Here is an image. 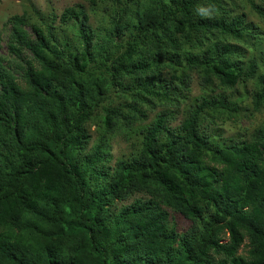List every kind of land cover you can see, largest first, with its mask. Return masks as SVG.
Masks as SVG:
<instances>
[{
  "label": "trees",
  "instance_id": "trees-1",
  "mask_svg": "<svg viewBox=\"0 0 264 264\" xmlns=\"http://www.w3.org/2000/svg\"><path fill=\"white\" fill-rule=\"evenodd\" d=\"M87 1L0 38V264H264V0Z\"/></svg>",
  "mask_w": 264,
  "mask_h": 264
},
{
  "label": "rangeland",
  "instance_id": "rangeland-1",
  "mask_svg": "<svg viewBox=\"0 0 264 264\" xmlns=\"http://www.w3.org/2000/svg\"><path fill=\"white\" fill-rule=\"evenodd\" d=\"M76 4H83L90 10V4L87 0H4L0 2V38L2 39V49L3 54L6 52V23L7 21L15 16L22 15L25 11L30 10L32 7L39 10L42 14L47 16H57L60 17L66 8L73 7ZM191 98L200 94V81L197 74L191 76L190 91L187 93ZM245 106L250 107V103L246 102ZM155 115V114H154ZM154 115H151V119ZM180 118L177 122L173 123L178 125ZM264 120V113L251 112L241 115L240 117H234L229 119L223 125L226 130L223 133L224 137H233L238 132L247 129V135L252 134L254 127ZM91 132L93 136H96V126L91 127ZM219 137V136H218ZM216 137V138H218ZM131 149V142H127L124 137L118 136L111 141V164H113L118 157ZM131 201L126 202L129 204ZM121 206V205H119ZM173 223L176 226L178 232L183 233L190 227V221L187 220L183 215L176 213L172 210L169 211ZM246 248L241 249L240 254L246 253Z\"/></svg>",
  "mask_w": 264,
  "mask_h": 264
},
{
  "label": "clouds",
  "instance_id": "clouds-1",
  "mask_svg": "<svg viewBox=\"0 0 264 264\" xmlns=\"http://www.w3.org/2000/svg\"><path fill=\"white\" fill-rule=\"evenodd\" d=\"M203 11V10H202Z\"/></svg>",
  "mask_w": 264,
  "mask_h": 264
}]
</instances>
